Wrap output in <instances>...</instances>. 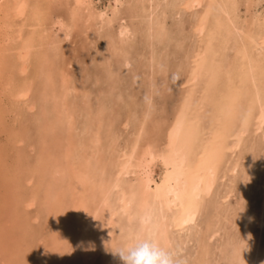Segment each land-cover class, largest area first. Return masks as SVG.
<instances>
[{
	"label": "rangeland",
	"instance_id": "obj_1",
	"mask_svg": "<svg viewBox=\"0 0 264 264\" xmlns=\"http://www.w3.org/2000/svg\"><path fill=\"white\" fill-rule=\"evenodd\" d=\"M210 1H205L199 14H197V10H191L190 2L187 0H184V2L182 0L177 5L180 7L182 12L180 17H182V20L184 19L186 26L198 22L200 16L205 14ZM258 1L259 4L254 5V11L250 12L252 16L245 14L247 10L244 6L241 8L242 14L240 13L239 25L243 24L242 26L247 28L244 31H252L254 34L253 39L244 36V32L241 34V39H247L248 43L245 40L244 42L249 52L246 51L242 40L240 46L233 43L232 45H225L222 36H225L226 31L225 29L222 30L223 27L219 28L220 26H217L219 21L216 22L215 14L209 16L208 28L202 35L194 29L191 30L190 26L189 29L193 32L188 31L186 33V30L181 32L179 26H182V22L175 21L172 18L173 16L169 15L171 18L167 21L171 26V30H173L172 35L182 39L183 45L180 49L176 41H170L165 44L167 47V50H165L166 47L163 48V44L159 47L158 41L155 40V44H158L155 50L160 51V53L165 51L170 59L168 60V57L165 58L166 60L162 58L169 67H166V72L159 73L160 75H156V72L154 74L151 70L152 67H150L152 64L149 59L151 47L145 35V24L147 22L145 19L132 16L130 0L122 1L120 12L124 16V20H117L112 28L102 26V29H99V24L92 28L94 29L92 35H87L83 30L90 27H87V24L81 25L79 23L81 26L75 29L69 40L68 49H65L66 57L64 59L67 63L66 61V64L62 62L65 67L67 66V73L76 86V90H73L72 94L70 93V101H75L71 102L72 105L75 104V107H73L75 121L73 120L74 123L72 122L71 129L66 128L70 123L61 119L65 122L64 128H60L57 133L48 132L47 129H40L39 132L37 127L40 123V116L35 110L29 109L28 105L24 103L20 105L16 102L14 106L10 104L7 108L6 106H0V113L4 115L3 117L0 115V254H2L0 255V264H4V257H10L11 259H9L12 260L13 264H42L41 262H44V264H123L115 251L122 247L131 246L137 239H143L149 234L142 230L139 219L135 218L132 221L127 214L124 215L123 199L121 198L123 197V190L121 192L122 188L118 190L119 188L110 185V181L115 176V169L112 166L113 160L110 158L109 161V154L104 155V149L112 145V141L113 143L117 141L122 146L132 145L139 135L141 136V146L144 145V141L150 139H153L156 145L160 142L163 144L190 95L189 91L191 89L196 90L195 93L192 92V104L198 105L197 110L204 103L205 106H210L205 107L204 110V119L206 118V120L205 122L203 120L202 127L204 126L206 130L203 127L204 131L201 134L203 137L199 139L198 142L201 143L197 145V156L206 146L205 143L216 140L218 134L223 131L226 113L230 114L233 111L236 124L233 122L234 126L227 139L226 156L215 189L208 197L209 199L205 196L202 197L205 201L196 222L182 228L180 226V210L175 209L174 213H171L173 216L170 217V221L174 218L172 221L174 223L170 229L171 243L168 250L178 253L181 258H186L187 264H264V227L259 223L264 211L262 206L264 201V129L261 131L256 130V116H253L250 129L244 136V140H241V147L233 149L231 146L234 141H238V132H240L246 117V111L249 108V101L246 102L242 90L246 89L245 86L250 91L253 90V93L256 90L254 81L249 76L243 78L247 73L242 74V72L252 70V65L255 67L256 63L254 61L257 60L264 66V0ZM72 2L73 0H61L59 3H53L54 17L62 15L66 18ZM243 2L241 5H243ZM95 3L98 7L104 8L115 5V0H95ZM160 9L162 10V8ZM254 20H257V22L254 23ZM122 21L131 25L134 33L133 36L130 35L131 39H127L126 42L122 43L115 42L114 46L107 39L116 37L119 23ZM253 23L254 25L251 27ZM90 25L93 26L91 23ZM141 28L144 30L143 32H141ZM218 28V32L214 30ZM213 30L215 31L214 34ZM26 32H28L27 29ZM243 49L246 52L242 51ZM120 51L129 53L131 63L127 68L123 69L121 67L118 72L110 74L111 67L115 64L118 66L117 61L122 60ZM188 52L190 55L194 54L197 59L189 58V61L186 60L188 58L186 56L189 55ZM109 53L112 54L111 59L103 62ZM178 57L180 60L182 59L181 62ZM201 60H203V66L205 65V67L202 68L195 88V85L192 86L189 80L194 72V64ZM225 61H227V64ZM239 64L243 65L240 66ZM228 65H231L229 69ZM232 67H234V70ZM146 69L148 72L151 71L148 73ZM225 69L231 71L227 73ZM33 70L34 64L30 67L28 74H31ZM238 71L240 73H237ZM255 71L262 73L258 72L259 82H257L260 91L264 92V70L256 67ZM232 72L233 74L237 73L239 80L235 79L237 77L231 74ZM151 73L154 75L152 76ZM216 74L221 77H216ZM228 74L233 75L235 78L232 76V79L230 76L229 79ZM18 76L22 77L24 75L19 73ZM157 76L163 77L161 83L154 81V77ZM174 77H178V79H174ZM224 80L226 83H224ZM155 82H158L157 85ZM228 83L229 87L234 86L240 89L241 92L236 89L238 91L236 93L234 91V95H238L240 100L245 99L243 102L246 103L244 106L242 105L243 107L240 104L237 105L239 99L230 96L233 92H231L232 87H228ZM259 85L263 86L260 87ZM223 86L226 87H224L226 90L222 89ZM55 87L58 88V84ZM40 90H43V86L38 87L33 94L39 97L41 102H44L46 97L42 98ZM8 96L5 97L8 98ZM229 96L232 99H229ZM221 98L224 101L227 99L232 100V102L228 101L227 104V101L224 102ZM219 100L223 102L221 103ZM46 102L51 104L49 100H46ZM238 106L239 109L236 110ZM52 108L50 105L47 109L50 116H53L54 122H57L58 117L62 118L66 115L64 113L71 111L70 108L69 111H61L64 112V115L57 114V118H54L56 115L51 113L50 109ZM234 112L240 116L237 117ZM142 119L146 122L139 121ZM143 127L144 131H142ZM95 130L100 132L97 137H94L96 136L94 135ZM139 132H142V134L144 132V134L141 135ZM205 136H208V138ZM61 141L75 143L70 158H68L69 155L65 154L67 149L64 148V143ZM96 142H98L97 146ZM94 152L97 154L95 155ZM87 157L90 158L87 159ZM85 159L89 161L87 162ZM196 160H198V157ZM235 162L236 164H234ZM72 163H76L78 170L80 169L86 176L84 183L80 184L81 194L78 192L80 196L82 195V198L75 193L79 191V187H76L78 185L77 181H72L70 184ZM119 163L117 164L121 165ZM16 187L17 189H15ZM109 187H112V193L108 203L103 204L101 193L104 191L102 190L106 191ZM33 194L36 197L35 201L29 204L32 200L30 197H34ZM102 205L104 206L102 207ZM106 205H111V208ZM110 211L115 216H112L111 223L108 219V217H111ZM115 212H117V215ZM111 225L113 226L112 229L110 228ZM85 229L87 233L83 235ZM150 234L155 237L153 233ZM16 236L18 238H15ZM4 248L5 250H3ZM3 255L4 257L1 258Z\"/></svg>",
	"mask_w": 264,
	"mask_h": 264
},
{
	"label": "bare ground",
	"instance_id": "obj_2",
	"mask_svg": "<svg viewBox=\"0 0 264 264\" xmlns=\"http://www.w3.org/2000/svg\"><path fill=\"white\" fill-rule=\"evenodd\" d=\"M122 1L123 0H115V3H114L115 5H110L109 7L101 8V7H98L96 5L95 0H73V2L70 4L68 16L65 18V16H62V15H58V16L54 17L55 14L53 12L52 4L55 2L59 3V2H61V0H0V106H3V107L6 106V108H7V106L10 104L14 106V103H16V102L20 105H22L23 103L25 105H28L29 109L35 110V112H37L38 116H40L39 125H38V123H36L38 125L37 128L39 129L38 130L39 132H40V129H43V130L47 129L48 132L55 134V133H57V131H60L59 130L60 128H62V129L64 128L65 122L63 120H66L67 122L70 123L69 125H67L66 128L71 129V126H72L71 124L74 123L73 120L75 119L74 118L75 115L73 112V109H74L73 107H75V104L72 105L71 102H75V101H70V95L72 94L71 92H73V90H76V86L74 85L73 80L70 78L69 74L67 73V71H68L67 66L65 67L64 64L62 63V62L65 63V61H66L64 59V57H66L65 49L66 50L68 49L69 40H70L72 34L74 33L75 29H77V27H80L81 25L87 24V27H90V28L83 30V31L86 32L87 35H92L94 32V29H92V28L96 27L99 24H100L99 29H102L101 28L102 26L112 28V26L114 25V23L117 20H119V19L124 20V16H122L121 12H120V6L123 3ZM187 1L190 2L191 10L192 11L197 10V14H199L201 12V10L203 9L202 7L204 6V3L206 0H187ZM181 2H182V0H130V4H131L130 7H132V12H133L132 16L133 17H139L141 19H145L147 22L145 24L146 25L145 26V32H146L145 35H146V40H149V46L151 47V49H150L151 51L149 53V59L151 60L152 64L150 67H152L151 70L154 74H155V72L157 73L156 75H158L159 73H163L164 71L166 72V70H167L166 67L167 66L169 67V65H167V63H165L164 60L162 59V58L165 59L166 57H168L167 53L165 51L163 53H160V51L155 50V48H157L156 46H158V44L157 45L155 44V40L158 41L159 47H160V45L163 44L162 45L163 48L166 47L165 44H167V42H170V41H176V43L180 46V49L183 45V42H181L182 39H179L177 36L172 35L173 30H171V26L169 25V23L167 21L172 16H173L172 18H174L175 21L180 22V23L182 22L181 23L182 26H179V28L181 29V32L186 30V33H187L188 31H191L194 29L199 34L202 35V33H204L206 28H208L207 26H208L209 16L212 14H215V19H217L216 22L218 23V21H219V25H217V26H220L219 28L223 27L222 30L224 31V29H225V31H226L225 36H222L223 41L225 40L224 41L225 45H229V44L232 45V43H233L237 46H240L241 40H242L243 41L242 44L245 45L246 51L249 52L248 47L244 42L245 39H241V36H242L241 34H243L242 32H244V36H246L249 39L250 38L253 39L254 34L252 31H250V32L244 31V29L246 30L247 28L242 26L243 25L242 24L243 19L241 21L242 25H239L240 13L242 14V12H241L242 6H244L247 10L245 12V14H250L251 11L253 12L254 11V5L259 4L258 0H211L209 5L207 6V10H206L205 14L200 16V18L198 19V22L195 23L194 25L192 23H191V25H189L191 27V30L189 29V26H186L184 19L182 20V17H180L182 15V12L180 10V7L177 5H179ZM183 2H184V0H183ZM242 2H243V5H241ZM176 3H178V4H176ZM160 8H162V10ZM159 9L161 10L160 13H159ZM256 13H255V15H257ZM258 14H260V13H258ZM169 15L170 16L172 15V16L170 17ZM246 17H248V16H246ZM256 19H257V17H256ZM170 20H172V19H170ZM247 22H248V20H247ZM253 22L256 23L257 20H254ZM79 23L81 25H79ZM90 23L93 24V26H91ZM254 23L251 25V27L254 25ZM245 25H247V24H245ZM248 25L250 27L249 23H248ZM219 28L214 29V30H217V32H218ZM26 29L28 30V32H26ZM141 30H142V28H141ZM214 30H213V34L215 32ZM143 31L144 30H142L141 32H143ZM191 32H193V31H191ZM191 32H189V33H191ZM220 32H222V31H220ZM133 33H134V31L131 28V25L124 23L122 21L119 23V29H118V32L116 34V37L115 38L109 37L107 39V41L110 42V44L113 43L115 46V42H121L122 43V42H126L127 39L128 40L131 39L130 35L133 36ZM142 34H144V33H142ZM209 38H210V36H209ZM172 39H174V40H172ZM200 40H201V37H200ZM200 40H199V42H200ZM209 41H211V40H209ZM254 45H255V43L253 44V47H254ZM115 48H116V50H118L117 47H115ZM128 49H130V48H128ZM244 49L242 51H245ZM165 50H167V47ZM206 52H207V50H206ZM128 54L126 52H123V53L121 52L120 55H121L122 60L117 61L118 66H116V64H115L113 67H111V71H110L111 73L110 74H112L113 72H118L119 68H121V67L123 69H125L130 65V63H131L130 58H129L130 55L128 56ZM204 54H205V52H204ZM243 54H245V53H243ZM203 56H205V55H203ZM242 56L244 57V55H242ZM111 57H112V54L109 53L107 55V57L105 58L106 60H103V62L111 59ZM147 57H148V55H147ZM186 57H188V58H186ZM186 57L185 58L188 61H189V58L190 59L196 58V56L194 54L190 55V53ZM145 58H146V55H145ZM178 59H179V57H178ZM168 60H170L169 57H168ZM181 60H180V62H181ZM225 60H226V58H225ZM241 60H243V59H241ZM183 61H185V60H183ZM206 61H207V59H206ZM214 61H217V60H214ZM227 61H225L226 64H227ZM239 61H240V59H239ZM244 61H243V63H245L247 60L245 62ZM66 63H67V61H66ZM193 63H194V61H193ZM254 63H256V65H255V67L252 65V67L255 69L252 68V70L242 72V74L244 72L247 73V75H244L243 78H245V76H247V78H248V76H249L252 79V81H254V87L256 88V90L253 93L252 92L253 90L250 91L249 89H247L246 86H245L246 89L242 90L243 93L245 94V96H244V94H242V95L244 98H246V102L249 101V104H248L249 108L247 107L248 109L246 111L247 113H246L245 120L242 124L240 132H238V141H234L233 144L231 145L233 149L238 148L241 144V140H244V136L246 135L247 131L250 129L251 122L253 121L252 119L254 118L253 116H256V124H257L256 130L261 131L264 129V92H261L260 91L261 89H259V87H258V82H259L258 81V79H259L258 72L259 71H255L256 67H260L261 70L262 69L264 70V66L261 65V63H259V60H257L256 62L254 61ZM33 64H34V70L31 72V74H28L30 67L33 66ZM178 64H180V63H178ZM252 64H253V62H252ZM234 65H235V63H234ZM242 65H240V66H242ZM202 66H203V60L198 61L196 64H194V66H193L194 72L192 74L190 73L191 79L189 80V82L192 83L191 84L192 86L197 84V82L199 81V77H200V74L202 72V68L204 69L205 65L203 67ZM223 66H224V64H223ZM229 66H231V65H228V69L230 68ZM232 68L234 70V67H232ZM243 68H244V66H243ZM177 69H179V68H177ZM228 71H231V70H228ZM228 71H227V73H229ZM146 72H148L147 69H146ZM220 72H221V69H220ZM19 73H21V75L23 73L24 76L19 77L18 76ZM237 73H240V72L238 71ZM259 73L262 74L261 72H259ZM145 74H147V73H145ZM154 74H152V76ZM231 74H233V72ZM236 74H233V75L235 76ZM224 75H225V73H224ZM228 75H229V79H230V76H231V78L233 76L230 74H228ZM217 76H220V75L216 74V77ZM236 77L237 78H235V77L234 78L237 80L238 76L236 75ZM154 78H155L154 81L156 80L158 82H160L161 79H163L162 76L161 77L157 76ZM164 79H165V76H164ZM166 79H167V77H166ZM261 80H263V79L261 78ZM218 81H220V80L218 79ZM157 83H156V85H157ZM224 83H226V81ZM224 83H223V85H225ZM243 83H244V81H243ZM57 84H58V88L55 87ZM71 84H72V86H71ZM263 85H261V86H263ZM40 86H43V90H40V93L42 94V98L46 97V100H49L50 101L49 103H51V104H48L45 99H44L45 101L43 100L44 102H41L40 98L33 94V92H35V90ZM230 86H231V84H230ZM224 87L225 86H223L222 89L226 88V87L225 88ZM228 87H229V83H228ZM231 87L233 90V91L231 90V92H233V94L230 95L229 90H228V94L230 96H233L234 99H239L240 97H238V95L237 96H236V94L234 95V91H235V93L238 90L240 91V89L237 87V84H236L237 88H235L234 86H231ZM231 87H229V88H231ZM195 88H196V85H195ZM229 88H227V89H229ZM263 88H264V86H263ZM236 89H238V90H236ZM194 91H196V90H194ZM194 91L192 89H191V91H189L190 95L188 96L187 100L185 101L183 108H182L180 114L178 115V117L177 118L175 117L176 119L174 121V124H173V126L171 125L173 128L171 127L172 129L170 130V133L168 134L167 140L163 144L160 142V144L156 145L153 142V139H150L148 141H144V145L141 146L142 145L141 144L142 142L140 140L141 136L139 135V136H137V138H135L134 143L132 142L133 143L132 145L122 146L117 141H114V143L112 141V145H110L106 149H104V155L109 154L108 155L109 161H110V158H111V160H113L112 166L115 169V174H114L115 176L110 181L111 182L110 185H112L113 187L119 188L118 190H120V188H122L121 192L123 190V192H122L123 197H121V198L123 199L122 205H123V212L125 213L124 215L127 214V216H129V218L132 221L135 218L139 219V222L141 223L142 230L145 231L146 234L153 233L155 235L154 238L156 239V241L162 247H165L167 249H169V246L171 243V231H170V229H171L172 224L174 223V222H172L174 220V218H172L173 220L171 219L172 221H170V217L173 216V214H171V213H174L175 209L180 210V212H181L180 226L182 228H186L189 225H192L194 222H196V219L198 218V216H199V214L203 208L204 201H205V200L203 201L202 197L205 196L208 198L213 193V191L215 189V184H216V182L219 179V176L221 174L222 163L225 160V156H226L225 151H226V148L228 145L227 139L229 138V135L231 133L230 131L232 130V128L234 126L233 122L235 123V118H234L233 113H232L233 111H231L230 114L226 113L227 116L224 120L223 131L218 134L216 140H211L208 143H205L203 141L206 144V146L203 147L201 145L203 147V150L200 152V155L197 156V149H198L197 145H198V143H201L198 141H199V139H201V137H203V135L201 136L202 131H204V129H203L204 126L202 127V125L204 124L203 120H204V122L206 120V118L204 119V116H205L204 110H205V107H210V106L207 105V102H206L207 106H205V103L202 101L204 104L201 105L197 110L198 105L192 104V92H194ZM217 94H220V93H217ZM222 94H224V93H222ZM7 95H9L8 98L5 97ZM230 96H229V99H232V97L230 98ZM219 97H221V96H219ZM236 97H238V98H236ZM209 98H211V97H209ZM217 98H218V95H217ZM221 99L223 100V98H221ZM10 100H12V101H10ZM211 100H212V98H211ZM211 100L209 99L210 102H211ZM244 100L245 99L242 98V100H240L237 105L240 104V106H242V105L244 106V104L246 103V102L245 103L243 102ZM225 101H227V104H228V101H230V100L227 99ZM214 102H212V103H214ZM219 102H221V101L219 100ZM231 102H232V100L230 101V103ZM44 103H46V104H44ZM193 103H196V102H193ZM198 103H199V100H198ZM230 103H229V106H231ZM233 103H234V101H233ZM42 104H44L46 106L43 107L44 105L42 106ZM50 105H51V108L53 107L52 109H50L51 113L53 115H56V116H54V118L55 117L57 118V114L60 115V114L64 113L61 111H65V112L69 111V108L71 109V111L64 113L66 115L63 114L65 116V118H64V116L62 118L58 117L57 118L58 120L56 119L57 122H54L52 119L53 116L52 115H51L52 117L50 116L49 111L47 109L48 107H50ZM215 105L213 106L214 108L216 107ZM16 107H17V105H16ZM219 107H220V105H219ZM231 108H232V106H231ZM231 108H230V110H231ZM3 109H5V108H3ZM21 109H22V107H21ZM208 109H210V108H208ZM235 109H236V107H235ZM238 109H239V106L236 110H238ZM22 110H24V109H22ZM227 110L229 111V109H227ZM210 113H211V111H210ZM217 113H218V111H217ZM217 113H216V115H217ZM0 115H1V113H0ZM235 115H236V113H235ZM1 116L3 117L4 115H1ZM217 116H219V115H217ZM236 116L238 117L240 115L237 114ZM148 117H149V115H148ZM222 117H224V116H222ZM241 118H242V115H241ZM61 119H63V120H61ZM221 120H222V118H221ZM139 121L140 122L142 121V123L146 122V120L144 121L143 119L139 120ZM210 121H212V120H210ZM211 125H214V124H211ZM205 126H206V124H205ZM4 127H6V126H4ZM94 127H96V126H94ZM209 127H210V125H209ZM255 128H256V126H255ZM144 130L145 129L143 127L142 131H144ZM205 130H206V128H205ZM237 130H238V128L236 129V131ZM139 133L141 135L144 134V132H143V134H142V132H139ZM98 134L100 135V132L98 130H95L94 135H96V136H94V137H97ZM48 136H49V134H48ZM205 137L208 138V136H205ZM235 139H236V137H235ZM95 140L97 141V138ZM205 140H206V138H205ZM63 141H61V142L64 143V148L67 149V151L65 150V154L69 155L68 158H70V155L72 154L71 151L74 148L75 143L74 142L66 143ZM97 143L98 142H96V146H97ZM201 146H199V147H201ZM61 148H59V149H61ZM200 149H202V148H200ZM93 151H94V149H93ZM99 151L101 152V149ZM42 154H44V152H42ZM96 154L97 153H95V155ZM198 154H199V152H198ZM197 157H198V160H196ZM88 158H90V157H87V159ZM119 159H120V161H119ZM96 160H98V159H96ZM86 161L88 162L89 160H86ZM117 161H119L121 163V165H118L117 163H119V162H117ZM228 163H230V162H228ZM101 164H103V163H101ZM234 164H236V162ZM71 165L72 166L70 169L72 172V176H71L70 184L72 183V181H74V182L77 181L76 183L78 185L76 187L77 188L79 187V191H77L75 193H77V195L82 198V195L80 196V194H81L80 192H82V190L80 191V189H81L80 184L84 183V181L86 180L85 179L86 176H85V174H83L82 171H80V169L78 170L76 163H72ZM103 166H105V165L103 164ZM116 166H118V167H116ZM78 167H79V165H78ZM53 173L55 174V172H53ZM98 175H100V174H98ZM103 178H105V177H103ZM126 187H128V189H126ZM111 188L112 187L107 188L106 191L102 190V191H104L103 193H101V195H102L101 199L103 200V201L102 200L101 201L103 204L108 203V200L110 198V194L112 193ZM15 189H17V187ZM75 190H77V189H75ZM78 192L80 194H78ZM114 192H116V191H114ZM114 194H116V193H114ZM20 196H21V194H20ZM112 196H113V194H112ZM30 198L32 200L29 204L34 203L35 198H36L35 195H34V197H30ZM80 200L82 201V199H80ZM76 201H78V200H76ZM103 206L104 205H102V207ZM106 206H108V205H106ZM110 206H108V208ZM262 206L264 208V201H263ZM108 210H110V209H108ZM110 213H111V217H108V219H110L109 221L111 223V221H112L111 218L113 216V213H112V211H110ZM115 213L117 215V212H115ZM113 217H115V216H113ZM109 221H108V223H109ZM115 222H116V220H115ZM259 223L261 226L264 227V211L262 212V216L259 219ZM108 225H110V224H108ZM110 228L112 229L113 226ZM110 228H108V229L110 230ZM178 228H180V227H178ZM111 231H113V230H111ZM86 233H87V230L85 229L82 234L85 235ZM15 238H18V237L16 236ZM13 241H15V240H13ZM20 249H21V247H20ZM3 250H5V248ZM41 254H43V253H41ZM0 255H2V254H0ZM4 255L1 256V258H3ZM9 258L10 257H4L3 258L4 264H13L12 260H10L11 258L10 259ZM41 263L44 264V262H41ZM56 264H60V263H56Z\"/></svg>",
	"mask_w": 264,
	"mask_h": 264
},
{
	"label": "clouds",
	"instance_id": "obj_3",
	"mask_svg": "<svg viewBox=\"0 0 264 264\" xmlns=\"http://www.w3.org/2000/svg\"><path fill=\"white\" fill-rule=\"evenodd\" d=\"M115 253L123 264H187L186 258H181L178 253L162 247L151 234L137 239L131 246L116 250Z\"/></svg>",
	"mask_w": 264,
	"mask_h": 264
}]
</instances>
